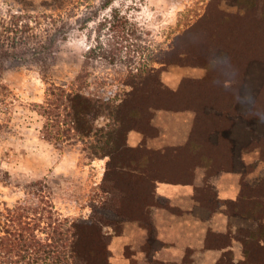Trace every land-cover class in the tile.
<instances>
[{
	"label": "trees",
	"instance_id": "trees-1",
	"mask_svg": "<svg viewBox=\"0 0 264 264\" xmlns=\"http://www.w3.org/2000/svg\"><path fill=\"white\" fill-rule=\"evenodd\" d=\"M64 1L48 4L47 46H30L20 35L23 31L29 33L30 26L21 30L20 19L12 22L8 31L15 37L11 43H5L9 38L0 42V103L12 95L2 82L6 64L14 61L37 65L47 85L44 101L31 108L41 122L40 139L56 148L76 149L88 162L106 160L103 181L111 186L104 190L106 197L98 207L103 217L84 218L64 215L56 208L48 179L27 185L22 199L12 207L3 203L0 209V264H111V236L105 228L111 227L115 235L122 232L112 215L123 214L151 230L150 208L155 204L157 180H186L197 166L206 170L207 177L238 171L235 157L239 150L258 149L264 162V128H259L264 124V77L253 102L247 105L249 110L245 114L240 110L247 104L245 94L250 91V66L264 67V26L260 24L264 10L259 15V0H236L246 11V18L219 12L214 19L217 27L205 29L199 43L188 44L189 57L184 59L175 43L168 49L135 48L130 38L140 39L136 31L126 30L127 22L116 9L112 10L99 28L100 32L107 31L108 48L98 41L89 48V56L90 60H104L112 66H126L127 74L119 81L116 93L111 89L114 83L91 82L84 69L71 81L53 79L57 57L72 30L68 18L76 13L63 9ZM113 2L107 0L106 8ZM202 20L213 19L206 16ZM233 22L257 30L245 29L241 37L230 27ZM222 49L227 53L224 61L217 57ZM171 64L204 66L208 78L185 80L180 91H172L161 78V71ZM203 85H208V94L201 90ZM90 87L94 90L89 91ZM162 110L195 112L188 143L166 148L165 152L144 145L131 147L128 134L138 131L154 135L151 120L154 111ZM236 118L245 123L238 141L234 138ZM99 119H104V125H97ZM241 186L238 199L225 204L227 214L238 225L236 238L243 245V260L235 263L233 253L226 252L218 264H264V176L251 187L242 175ZM205 195L214 208V192L207 187Z\"/></svg>",
	"mask_w": 264,
	"mask_h": 264
},
{
	"label": "rangeland",
	"instance_id": "rangeland-1",
	"mask_svg": "<svg viewBox=\"0 0 264 264\" xmlns=\"http://www.w3.org/2000/svg\"><path fill=\"white\" fill-rule=\"evenodd\" d=\"M52 1L0 0V42L9 38L5 43H11V38L16 34L8 29L13 27L12 22L20 19L21 30H25V25L31 28L29 33L23 31V34H20L24 37L23 40L37 48L47 46L48 4ZM106 1H64L62 8L76 13L68 18L72 30L68 34L67 44L63 46L56 60L52 75L56 82L71 81L82 69L90 75L91 82L103 83L106 80L114 83L116 87L126 76L125 65L119 63L112 66L104 60H90L89 56V48H94L98 41L108 48L107 31L100 32L99 28L114 9L127 22L126 30L134 29L139 36L138 40L130 38L135 48L143 51L149 48L168 49L175 43L178 50H181V59L189 57L188 44L200 42L205 29L217 27L218 22L215 20L219 12L234 18L247 17L246 11L239 8L236 0H114L107 8ZM263 10L264 0H259V15ZM206 16L213 20H202ZM260 24L264 26V20ZM230 27L241 37L245 29L257 30L254 26H241L235 22ZM112 43L116 42L113 40ZM217 57L220 61L226 60L225 49L220 50ZM263 68L259 65L250 66L247 76L250 91L245 94L247 104L241 105L240 108L243 114L249 110L248 104L262 86ZM161 78L165 87L180 91L185 80L199 82L207 79L208 70L204 66L171 64L161 71ZM2 82L10 89L12 95L6 102L0 103V209L3 208V203L12 207L22 199L27 185L48 179V188L54 204L64 215L103 217L98 207L106 197L104 190L111 186L109 182L103 181L104 163L101 160L88 162L85 155H81L76 149L56 148L40 139L41 122L31 111L32 104L42 103L45 98L47 85L41 79L39 67L34 63L9 61L2 74ZM115 86L111 89L116 93L118 87ZM201 87V90L208 94V85ZM92 90L94 88L90 87L89 91ZM1 100L3 101L2 96ZM156 112L154 111V114ZM190 112L195 114L194 111ZM104 123V119H99L97 125L102 126ZM243 124L245 123L241 118H236L234 138L237 141L242 139L245 127ZM261 125L263 126L259 128H264V124ZM237 153L236 172L244 176V182L248 186H257L264 176V162L259 150H239ZM111 218L122 231L126 222L130 221L123 214L112 215ZM105 232L111 236L114 230L106 227ZM113 250L114 247H111V264H125L123 256L115 257ZM131 253L129 249L126 251L129 257ZM135 258L131 260L137 264H146L140 258Z\"/></svg>",
	"mask_w": 264,
	"mask_h": 264
},
{
	"label": "crops",
	"instance_id": "crops-1",
	"mask_svg": "<svg viewBox=\"0 0 264 264\" xmlns=\"http://www.w3.org/2000/svg\"><path fill=\"white\" fill-rule=\"evenodd\" d=\"M194 120L190 111H157L151 120L156 133L145 136L131 131L128 143L156 152L183 147L190 139ZM101 162L106 165V160ZM241 177L236 171L207 177L206 170L197 166L186 180H157L155 204L150 208L151 230L134 220L126 222L120 235L111 232L110 247H114L115 257L123 256L125 264H137L131 260L135 257L146 264H218L224 253L231 252L234 262L239 263L243 245L236 238L238 225L227 214L225 202L238 199ZM207 187L215 194L214 208L207 201ZM128 249L132 251L130 257Z\"/></svg>",
	"mask_w": 264,
	"mask_h": 264
}]
</instances>
